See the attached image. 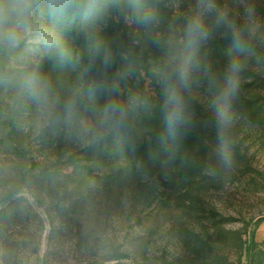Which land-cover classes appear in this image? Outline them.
I'll list each match as a JSON object with an SVG mask.
<instances>
[{"label": "rangeland", "instance_id": "1", "mask_svg": "<svg viewBox=\"0 0 264 264\" xmlns=\"http://www.w3.org/2000/svg\"><path fill=\"white\" fill-rule=\"evenodd\" d=\"M108 32L127 40L123 24ZM228 47L208 46L220 67ZM42 71L57 86L74 77L48 61ZM244 75L235 165L213 176L203 174L216 140L202 103L165 167L158 114L135 151H118L51 126L0 88V264H264V76Z\"/></svg>", "mask_w": 264, "mask_h": 264}, {"label": "clouds", "instance_id": "2", "mask_svg": "<svg viewBox=\"0 0 264 264\" xmlns=\"http://www.w3.org/2000/svg\"><path fill=\"white\" fill-rule=\"evenodd\" d=\"M111 22L127 29L126 41L109 34ZM217 39L229 41L223 67L209 55ZM46 61L73 79L57 86L42 71ZM247 72L264 76L258 0H0V88L51 126L118 151H135L151 131L145 119L158 114L165 167L196 103L209 112L216 140L203 174L234 167Z\"/></svg>", "mask_w": 264, "mask_h": 264}]
</instances>
